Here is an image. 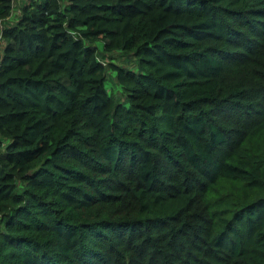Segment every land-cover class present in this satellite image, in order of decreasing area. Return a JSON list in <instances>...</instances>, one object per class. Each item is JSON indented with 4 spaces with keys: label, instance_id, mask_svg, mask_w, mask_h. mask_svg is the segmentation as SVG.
Listing matches in <instances>:
<instances>
[{
    "label": "trees",
    "instance_id": "16d2710c",
    "mask_svg": "<svg viewBox=\"0 0 264 264\" xmlns=\"http://www.w3.org/2000/svg\"><path fill=\"white\" fill-rule=\"evenodd\" d=\"M15 1L0 264H264V0Z\"/></svg>",
    "mask_w": 264,
    "mask_h": 264
},
{
    "label": "rangeland",
    "instance_id": "374dc122",
    "mask_svg": "<svg viewBox=\"0 0 264 264\" xmlns=\"http://www.w3.org/2000/svg\"><path fill=\"white\" fill-rule=\"evenodd\" d=\"M129 57H125V58L122 57L118 61L121 62V63H123V64H127L128 66L129 65L132 66L134 64V61H131V59H130L131 57L130 58ZM133 67H135V69H136V66H133ZM106 83H107V85H112V88L116 91L117 94H119V91L116 88L115 80L113 78L111 80H108Z\"/></svg>",
    "mask_w": 264,
    "mask_h": 264
},
{
    "label": "crops",
    "instance_id": "0c3cea01",
    "mask_svg": "<svg viewBox=\"0 0 264 264\" xmlns=\"http://www.w3.org/2000/svg\"><path fill=\"white\" fill-rule=\"evenodd\" d=\"M18 4V0L14 2V11H12V13L4 20L6 22H9V21H12L14 19V16H15V11L17 9V5Z\"/></svg>",
    "mask_w": 264,
    "mask_h": 264
}]
</instances>
